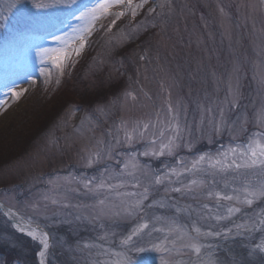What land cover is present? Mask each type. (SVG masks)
Returning <instances> with one entry per match:
<instances>
[{
  "label": "snow or ice",
  "instance_id": "1",
  "mask_svg": "<svg viewBox=\"0 0 264 264\" xmlns=\"http://www.w3.org/2000/svg\"><path fill=\"white\" fill-rule=\"evenodd\" d=\"M76 3L33 0L31 5L36 9L59 6L77 21L59 35L48 32L56 47L37 46L41 73L51 78L50 64L57 70V84L72 56H79L87 46L97 22L108 17L113 19L105 31L111 33L118 20L130 15L131 26L120 33L121 40L138 38L141 31L150 34L157 44V59L160 49L175 46L169 43L168 33L176 14L174 0H156L151 6L150 0H93L73 12ZM259 4L264 11V0ZM0 5V25L11 26L12 38L34 29L55 28L54 19L38 17L24 0H0ZM146 6L145 19L133 24ZM217 7V18L209 22L202 16L201 22L205 30H220V46L204 47L205 55L194 59L187 93L176 92L182 87V76L166 74L156 101L148 105L150 112L121 117L118 124L114 122V132L109 129L106 136H93L77 161L82 168L95 170L93 175L69 172L45 178L40 173L26 187L10 186L0 193V219L7 226L0 232V247L24 249L35 243L38 264H52L49 257L55 255L65 257L62 264H140L141 253H156L158 264H264V21L258 30L253 24L249 33L252 55L241 54L239 40L233 42L232 17ZM241 8L245 21L251 19L255 5L242 0L237 10ZM183 13L182 7L179 14ZM215 36V31H208L209 40L214 42ZM195 42L198 49L205 43L199 36ZM212 56L216 66L210 64ZM147 59L146 54L139 55L140 61ZM248 71L259 101L251 115L241 110L242 82ZM26 91L11 87L5 95L10 93L15 100ZM139 91L152 100L143 89ZM137 99L126 91L121 109ZM6 102L0 100V107ZM107 107L97 105L95 112L104 115ZM249 124L256 131L245 135ZM96 127L85 115L77 131L93 132ZM226 132L233 143L223 150L199 153L190 162L177 157L179 150L192 151L200 140L211 143ZM137 143L144 149L129 151ZM141 157H176V164L153 169ZM123 222L132 226L118 233L114 226ZM53 226H67L68 233L57 239L48 230ZM89 226L102 231L83 241L79 231ZM0 264L8 261L0 260Z\"/></svg>",
  "mask_w": 264,
  "mask_h": 264
},
{
  "label": "rangeland",
  "instance_id": "2",
  "mask_svg": "<svg viewBox=\"0 0 264 264\" xmlns=\"http://www.w3.org/2000/svg\"><path fill=\"white\" fill-rule=\"evenodd\" d=\"M24 2L38 17L54 19L56 25L54 29H34L16 38L10 35L11 26L0 25V100L7 101L3 107H0V156L7 152L4 147H8L9 151L15 147L12 150L18 152L9 162L0 164V193L10 186L20 190L22 186H27L33 176L40 173H44L45 178L56 174L67 175L69 172L93 175L95 170H86L77 163L80 150L91 145L93 136L97 138L106 136L109 129L114 132L115 124L120 122L121 117L136 118L150 112L148 105L156 101L159 84L162 79L167 78L166 74L178 73L182 76V87L176 89V92L182 95L187 93L188 73L195 68L194 59L205 55L202 52L204 47L212 49L220 46V30L216 27L209 29L216 32L213 42L208 39L209 30H205L201 22L202 16L209 22L218 17L217 5L223 7L232 17L233 42L235 44V41L239 40L237 50L241 54L252 55L249 33L253 24L258 30L264 21V11H261L259 0H248L255 5V9L251 10V19L247 21L244 19V9L237 10V5L242 0H174L176 14L169 22L168 33L171 37L169 43L175 46L167 50L160 49V57L157 59V44L150 34L141 31L138 38L127 42L121 40L120 33L128 31L131 26L130 15L118 20L111 33L105 31L113 19L108 17L97 22L96 31L88 38L87 46L79 56H72L65 74L60 77V83L57 84V70L51 68L50 64L48 68L51 70V78L41 73L42 65L36 57L37 46L56 47L48 32L59 35L62 31L68 30V25H74L77 21L72 18L68 10L59 6L36 9L31 7L33 0H24ZM37 2L49 3L50 0H37ZM92 2L93 0H77L73 12L79 5ZM155 2L156 0H150L149 6ZM147 7L140 10L136 21H132L133 24L145 19ZM182 7L184 13L180 15ZM119 10V8L112 9V11ZM147 19L151 20V17ZM155 31L151 30L152 33ZM190 34L191 47L188 46ZM197 36L205 41L200 49L195 42ZM227 46L228 42L225 41V55ZM141 54H146L148 59L140 61ZM208 63L209 61L206 60V66ZM210 64L216 66V56L211 57ZM251 75V71H248L242 82L244 98L241 101V110L247 109L250 115L259 103L256 85ZM11 87L27 91L19 99L14 100L10 93L5 95L7 89ZM139 89H143V93L152 100H148ZM126 91H132L138 99L135 104L129 100L122 110L123 94ZM97 105H107L106 114L95 112ZM53 107L56 112L53 120L41 129L29 144L23 145L28 141L22 142L25 140L23 137L39 130L36 123L48 113H52ZM85 115L97 124L93 132L77 131ZM254 131H256L255 127L249 124L248 133L245 135ZM243 139L244 137H241L237 142ZM20 142L22 147L19 146ZM231 143L233 141L226 132L221 137H213L211 143L207 139L200 140L192 151L179 150L177 157L190 162L199 153H216ZM143 149L144 145L137 143L129 151L139 152ZM141 160L153 169H163L165 165L176 164V157L158 159L141 157ZM220 187L223 185L221 184ZM131 226V222H123L114 227L120 233L130 230ZM6 228L7 226L0 219V232ZM48 230L57 239L68 233L67 226H53ZM101 231L98 227L95 229L90 226L82 227L79 236L83 241H90ZM36 250L38 249L35 243H29L24 249L0 247V260H7L8 264H23L25 261L28 264H38L34 255ZM49 259L52 264H62L65 257L55 255L50 256ZM137 259L140 260V264L146 262L158 264L156 253H141Z\"/></svg>",
  "mask_w": 264,
  "mask_h": 264
},
{
  "label": "trees",
  "instance_id": "3",
  "mask_svg": "<svg viewBox=\"0 0 264 264\" xmlns=\"http://www.w3.org/2000/svg\"><path fill=\"white\" fill-rule=\"evenodd\" d=\"M104 91V90H103ZM104 92H102V94H103ZM56 112H55V107H53V109H52V113L50 112V113H46L47 115L45 116V118H41V119H39L38 120V122L36 123V125H37V127H39L38 129L39 130H37L35 133L34 132H31L30 133V135H25L24 137H23V139H25V140H23L22 142H24V141H26V140H28L25 144H23V145H27V144H29V142H30V140L32 139V138H34L35 136H36V134L37 133H39V132H41V129H43V128H45L52 120H53V117H54V114H55ZM22 142H20L19 143V146H21L22 145ZM22 147V146H21ZM15 147H13L12 149H14ZM5 151L7 150V152H5L4 154L3 153H1V154H3V155H1L0 156V164L1 163H6V162H9L10 161V158L11 157H15V156H17V151H14V150H8V147H4L3 148ZM12 153V154H11Z\"/></svg>",
  "mask_w": 264,
  "mask_h": 264
}]
</instances>
